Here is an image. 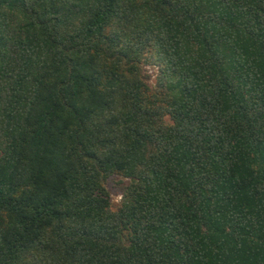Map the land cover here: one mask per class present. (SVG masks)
I'll use <instances>...</instances> for the list:
<instances>
[{"label":"trees","instance_id":"trees-1","mask_svg":"<svg viewBox=\"0 0 264 264\" xmlns=\"http://www.w3.org/2000/svg\"><path fill=\"white\" fill-rule=\"evenodd\" d=\"M0 264H264V0H0Z\"/></svg>","mask_w":264,"mask_h":264},{"label":"rangeland","instance_id":"rangeland-1","mask_svg":"<svg viewBox=\"0 0 264 264\" xmlns=\"http://www.w3.org/2000/svg\"><path fill=\"white\" fill-rule=\"evenodd\" d=\"M144 73L148 76L147 79L150 84H154L156 82V77L158 74V68L156 66H151L149 64L145 65ZM129 181V178H124L121 176H114L109 179L107 185L110 189L112 201L114 203H119L123 196L126 186L129 184Z\"/></svg>","mask_w":264,"mask_h":264}]
</instances>
